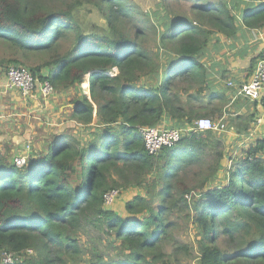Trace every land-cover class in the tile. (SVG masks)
I'll list each match as a JSON object with an SVG mask.
<instances>
[{
    "label": "trees",
    "instance_id": "1",
    "mask_svg": "<svg viewBox=\"0 0 264 264\" xmlns=\"http://www.w3.org/2000/svg\"><path fill=\"white\" fill-rule=\"evenodd\" d=\"M81 2L106 30L80 28L72 10ZM182 5L190 16L173 9ZM241 27L264 29V0H159L146 12L131 0H0V45L46 58L28 70L56 92L75 91L72 120L93 125L86 138L25 155L21 168L0 155V264L3 254L10 264H173L179 254L196 264H264V137L231 151L219 133L193 126L208 116L197 113L209 78L201 58L215 36L233 39ZM16 57L0 65H26ZM165 117L186 132L149 155L139 129ZM192 169L202 179L191 189L181 175ZM131 186L143 193L124 203L125 216L104 205L106 193ZM186 210L195 247L174 236V216ZM87 226L118 242L123 259L98 251L83 260L77 235Z\"/></svg>",
    "mask_w": 264,
    "mask_h": 264
},
{
    "label": "crops",
    "instance_id": "2",
    "mask_svg": "<svg viewBox=\"0 0 264 264\" xmlns=\"http://www.w3.org/2000/svg\"><path fill=\"white\" fill-rule=\"evenodd\" d=\"M241 29L233 39L215 36L201 58L209 78L202 98L204 104L197 113L225 126L220 135L226 149L231 151L241 150L264 137V103L249 102L238 95V88L250 79L264 50V29L255 30L260 36ZM5 84V78L0 79V155L13 159L23 154L27 146L46 154L54 139L84 138L82 125L71 118L74 105L70 101L75 91H55L46 99L34 92L23 98L19 92L6 89ZM157 126L181 128L185 124L165 117Z\"/></svg>",
    "mask_w": 264,
    "mask_h": 264
},
{
    "label": "rangeland",
    "instance_id": "3",
    "mask_svg": "<svg viewBox=\"0 0 264 264\" xmlns=\"http://www.w3.org/2000/svg\"><path fill=\"white\" fill-rule=\"evenodd\" d=\"M131 1L135 5H137L142 11H145V12L146 11H155V6L159 2V0H131ZM189 8H190V6L188 7L187 5L179 6V8L176 6H173L174 10H181L187 14H189V11H188ZM72 16L75 19V21L79 24L80 28L85 33L101 32L103 30H106L105 19L102 18V16L100 15V12L95 7H93L91 5H88V4L81 2L80 4L74 6L73 10H72ZM189 16H190V14H189ZM14 57H16V56L7 52L4 49V47L0 45V62L5 61L9 58H14ZM42 57L43 56H30L27 60L22 59L20 56H17L16 58L20 59V61H22L23 63L26 64L23 66L20 65L21 67L29 69V67L31 65H38L46 59V58H42ZM10 65H12V64H10ZM5 67L0 65V79L1 80H4V78H5V70H6ZM206 118H209V117H206ZM90 127H93V125H91ZM90 127H85L83 125L81 126V129H83L82 136H84V138H86V136H88V132H86L87 129L88 128L93 129ZM79 137L82 138L81 136H79ZM246 149L247 148L245 147L244 150H246ZM226 150H228V149H226ZM238 151H240V150H238ZM28 152L31 153L30 156L28 155V158L31 156L35 157V156L43 154L39 150L31 149V147H30V150ZM223 165L228 168L230 166L229 161H227V160L223 161ZM222 174H223V172L221 171V172H219L218 176L220 177V176H222ZM183 177H186L184 179V182L191 189L193 187L197 186L202 179L200 176H197V170L196 169H192L187 174L181 175V178H183ZM215 182L216 181H213V184H215ZM141 193H143V190H141L139 188H135L134 186H131L130 188H128L126 190L121 188V189H119V199H117L113 203V205L109 206L108 209L113 210V211H117V213L120 216H125V212L123 211L125 200L126 199L129 200L134 195L141 194ZM188 200H189V203H192V201H193L192 192H190V194L188 195ZM192 217H193V214L189 210H186L185 212H182V213H177L174 216V220H175L174 236L178 240H180V242L187 244V245H190V246L192 245L195 247L196 246V243H195L196 239L195 238L197 235V229L195 228V225L193 224ZM105 237H108V236H106L105 234L101 233L98 230L92 229V227H90V226H87L84 230H82L77 235L78 240L80 241L81 245L84 248L83 260H85V261L89 260L92 256V254L95 252H98V251L102 252L106 256H112L117 260L123 259L121 254H123L126 251L123 248H121V246L118 242L114 241V244L110 243V242H112V238L108 237L109 242L105 241ZM164 251L167 252L168 254H171V252H173V249H171V247L167 246V247H165ZM172 260H173V264H196V260L194 259V257L187 259L182 254H179V256L177 257L176 260H175V258ZM6 261L8 263L10 262L9 259H7Z\"/></svg>",
    "mask_w": 264,
    "mask_h": 264
},
{
    "label": "built area",
    "instance_id": "4",
    "mask_svg": "<svg viewBox=\"0 0 264 264\" xmlns=\"http://www.w3.org/2000/svg\"><path fill=\"white\" fill-rule=\"evenodd\" d=\"M255 33L257 34L256 31ZM253 37L255 38V36ZM5 81L6 89L19 92L23 98H28L36 92L41 98L46 99L55 93V89L49 81H39L27 68L21 66H9L5 70ZM238 95L249 102L264 103V50L256 60L250 79L239 88ZM194 130L222 133L225 131V126L219 122L202 118L195 122ZM139 131L145 151L149 155H156L163 147L175 145L184 133L183 130L176 128H161L159 126L143 127ZM29 150L27 146L23 154L13 158V163L17 168H21L25 164V155ZM118 196L119 192L117 190L106 193L104 195V205L106 207L113 205ZM27 252L31 253L29 250ZM3 258L5 264L12 262L10 255L3 254ZM7 259L10 260L9 263L6 261Z\"/></svg>",
    "mask_w": 264,
    "mask_h": 264
},
{
    "label": "clouds",
    "instance_id": "5",
    "mask_svg": "<svg viewBox=\"0 0 264 264\" xmlns=\"http://www.w3.org/2000/svg\"><path fill=\"white\" fill-rule=\"evenodd\" d=\"M240 88V87H239ZM239 88H238V91H239ZM246 100V99H245ZM202 118H206V117H201V118H199V119H202ZM199 119H197V120H199ZM207 119H209V118H207ZM196 120V121H197ZM210 120H212V119H210ZM195 121V122H196ZM213 121V120H212ZM195 122H194V124H195ZM214 122V121H213ZM194 124H193V126H194ZM176 129H178V128H176ZM179 130H181V129H179ZM225 130H226V128H225ZM184 132H186V130H183ZM199 132H201V131H199ZM203 132H205V131H203ZM188 133H189V131H188ZM215 133H217V132H215ZM220 134V133H219Z\"/></svg>",
    "mask_w": 264,
    "mask_h": 264
}]
</instances>
